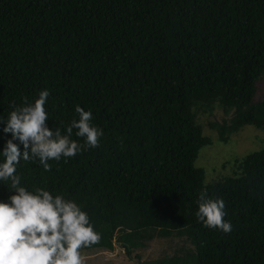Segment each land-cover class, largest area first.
Masks as SVG:
<instances>
[{
	"label": "trees",
	"instance_id": "trees-1",
	"mask_svg": "<svg viewBox=\"0 0 264 264\" xmlns=\"http://www.w3.org/2000/svg\"><path fill=\"white\" fill-rule=\"evenodd\" d=\"M263 78L264 0H0V118L47 89L50 129L80 106L103 131L99 147L49 160L50 171L38 159L17 166L28 190L87 212L101 239L81 251L118 245L130 256L184 237L191 247L154 264H264V148L215 182L194 164L211 143L205 127L226 144L253 126L264 145ZM9 190L0 181V201ZM204 190L224 200L230 233L197 220Z\"/></svg>",
	"mask_w": 264,
	"mask_h": 264
},
{
	"label": "clouds",
	"instance_id": "clouds-1",
	"mask_svg": "<svg viewBox=\"0 0 264 264\" xmlns=\"http://www.w3.org/2000/svg\"><path fill=\"white\" fill-rule=\"evenodd\" d=\"M50 93L39 91L32 102L23 99L3 123L10 134L0 156V181L9 185L7 201H0V264H84L81 249L101 239L87 212L61 194L53 195L42 187L28 190L17 175L21 160H39L50 171L49 160L76 156L82 148L99 147L103 131L92 124V113L75 107L78 119L61 128L50 129L45 104ZM82 138V145L73 139ZM195 216L204 227L230 233L233 225L226 220L225 202L201 191Z\"/></svg>",
	"mask_w": 264,
	"mask_h": 264
},
{
	"label": "rangeland",
	"instance_id": "rangeland-1",
	"mask_svg": "<svg viewBox=\"0 0 264 264\" xmlns=\"http://www.w3.org/2000/svg\"><path fill=\"white\" fill-rule=\"evenodd\" d=\"M258 86L256 96H264V78ZM215 113L219 116V110ZM208 119L207 116L200 115L198 121L205 127ZM250 128L255 129L253 126H245L242 131L232 135V141L228 140L225 144L218 140L216 132L205 127L203 132L210 136L211 143L199 150L194 162L195 166L203 168L205 182H215L234 176L235 159H241L250 152L264 148V145L256 139L261 132ZM177 246L191 247L184 237L159 238L150 242L145 248L136 249L130 256L126 255L118 245H115L113 250H84L81 251V255L84 264H154L156 259L171 254Z\"/></svg>",
	"mask_w": 264,
	"mask_h": 264
}]
</instances>
